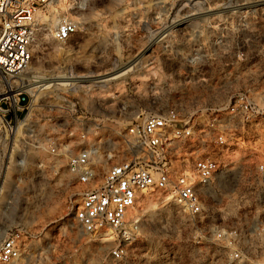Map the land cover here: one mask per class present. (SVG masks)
I'll return each mask as SVG.
<instances>
[{"label":"built area","instance_id":"2783aa9c","mask_svg":"<svg viewBox=\"0 0 264 264\" xmlns=\"http://www.w3.org/2000/svg\"><path fill=\"white\" fill-rule=\"evenodd\" d=\"M50 1L0 0V153L20 170L24 155L33 157L26 182L22 186L20 179L14 180L10 199L18 202L24 195L32 200L42 185L62 192L71 226L91 236L110 231L114 245L109 254L121 259L126 245L138 236L137 209L145 194L159 192L188 216L201 215L213 208L215 183L229 182L223 173L238 168L243 152L244 191L231 198L235 223L217 226L215 238L239 264H245L244 254L264 252L263 71L254 67L247 40L234 42L233 58L225 54L230 45L224 33L233 19H218L217 32L222 51L219 72L226 78L223 87L231 92L227 100L211 104L187 94L190 84H206L204 65L196 57L191 65L196 74L157 70V78L147 86L156 98L166 91L172 94L166 107L127 122L77 113L69 95L76 83L69 72L61 78L27 76L34 56L36 14ZM237 19L243 26L245 18ZM76 32L77 22L64 16L52 37L65 43ZM28 85L37 92L34 104ZM63 106L69 108V117L46 115L47 127L39 131L40 111ZM225 156L232 158L225 162ZM22 235L19 229L10 230L0 240L1 263L20 258Z\"/></svg>","mask_w":264,"mask_h":264},{"label":"rangeland","instance_id":"374dc122","mask_svg":"<svg viewBox=\"0 0 264 264\" xmlns=\"http://www.w3.org/2000/svg\"><path fill=\"white\" fill-rule=\"evenodd\" d=\"M257 1L51 0L36 14L30 70L39 74L69 72L102 76L115 70L121 73L130 66L125 64L135 57L132 61H138L140 54L143 59L136 72L120 74L115 79L108 77L103 82H78L69 91L77 113L89 112L97 117L103 114L129 122L166 107L172 94L166 91L156 98L148 87L157 78V70L165 74L180 70L196 74L191 65L199 57L206 84L203 87L190 84L187 94L217 104L231 94L223 87L226 78L219 72L222 51L218 47V19H233L224 33L230 45L225 48V54L233 58L234 42L247 40L248 53L256 62L254 67L263 71L264 79V4L255 6ZM64 16L77 22V32L68 42L60 43L53 39L52 32L56 20ZM191 16L178 24L181 18ZM238 16L245 18L243 26H239ZM160 75L163 79V73ZM59 109L49 107L40 111L39 131L47 127L43 124L46 115L57 114L61 120L69 117L68 107ZM243 157L242 152L234 172L223 173L228 175L229 182L215 183L217 200L213 208L201 215L188 216L159 192L145 194L137 209L141 216L138 236L126 245L121 259H113L109 254L114 245L112 233L91 236L71 226L62 192L42 185L44 188L32 200H26L24 195L18 202L11 200L14 180L20 179V185H24L33 157L24 155L26 161L20 170L3 160L0 153V240L10 230L19 229L23 234L21 256L9 264H239L216 240L215 229L235 223L236 206L231 198L239 197L244 191L247 165ZM230 158L225 156V162ZM219 197L224 201L219 203ZM147 199L154 204L145 208ZM244 255L245 264H264V252Z\"/></svg>","mask_w":264,"mask_h":264},{"label":"bare ground","instance_id":"6f19581e","mask_svg":"<svg viewBox=\"0 0 264 264\" xmlns=\"http://www.w3.org/2000/svg\"><path fill=\"white\" fill-rule=\"evenodd\" d=\"M262 4H264V0H258L257 2L254 3L255 6L256 5H262ZM191 18H192V16L191 17H188V18H181L180 20H178V24L179 23H184L185 21H188ZM56 23H57V20H56ZM56 23H55V25H56ZM137 56L139 57L138 58V61H136V62L135 61H132L133 59H136L137 58V57H135L131 61L127 62L125 64V66H127V65H130V66H128L121 73L120 72L118 73V70L117 71L115 70V71L110 72L108 74H105L104 73L105 75L103 74L102 76H98L99 74H97V75H92V74H89V75H78V74H74V73H72V74L69 73L70 74L69 76H70L71 80L74 83H76V84L78 82H82V81H92V82L93 81L94 82L98 81V82H103L108 77L115 79V77L119 76L120 74L124 75V74H127L128 72H132V71L136 72L137 71V67L140 66V61H141L140 54H138ZM30 68H31V66H29V69L27 71L28 72L27 76H31V77H41V78L42 77H57V78H61V77H64L65 76L64 75L65 73L60 74L59 72L57 74L56 73L55 74H49V73H47V74H39L41 72L35 71L34 69H31L30 70ZM94 79H97V80H94ZM114 79H111V80H114ZM26 89L29 92L32 93V95H33V99H32V102L33 103L32 104H34V101L37 98V92H36L35 88H33L32 85H28L26 87ZM166 199H168V197ZM153 204H154V202L152 200L147 199V201L145 203V208H148V207L152 206ZM110 234H111L110 231H106V232H102V233L95 234L94 236H102L103 237V236H109Z\"/></svg>","mask_w":264,"mask_h":264}]
</instances>
